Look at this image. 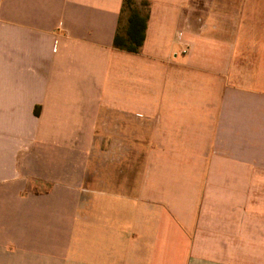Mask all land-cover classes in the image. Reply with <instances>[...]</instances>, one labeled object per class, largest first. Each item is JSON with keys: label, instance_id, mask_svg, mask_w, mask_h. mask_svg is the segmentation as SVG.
I'll return each mask as SVG.
<instances>
[{"label": "crops", "instance_id": "crops-1", "mask_svg": "<svg viewBox=\"0 0 264 264\" xmlns=\"http://www.w3.org/2000/svg\"><path fill=\"white\" fill-rule=\"evenodd\" d=\"M0 0V264H264V0Z\"/></svg>", "mask_w": 264, "mask_h": 264}, {"label": "trees", "instance_id": "trees-1", "mask_svg": "<svg viewBox=\"0 0 264 264\" xmlns=\"http://www.w3.org/2000/svg\"><path fill=\"white\" fill-rule=\"evenodd\" d=\"M148 1L136 0L123 1V13L128 15V25L126 29H121L117 33L114 46L117 49L130 53H139L144 41L149 19Z\"/></svg>", "mask_w": 264, "mask_h": 264}]
</instances>
